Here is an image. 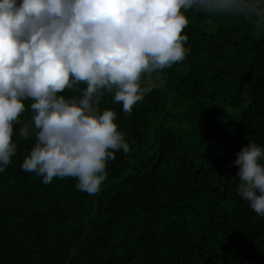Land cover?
<instances>
[{
    "label": "trees",
    "instance_id": "trees-1",
    "mask_svg": "<svg viewBox=\"0 0 264 264\" xmlns=\"http://www.w3.org/2000/svg\"><path fill=\"white\" fill-rule=\"evenodd\" d=\"M187 15L191 51L163 86L131 114L102 98L131 150L108 161L101 191L72 176L43 183L21 167L34 140L19 142L0 172V264H264V217L232 165L250 138L264 146V29Z\"/></svg>",
    "mask_w": 264,
    "mask_h": 264
},
{
    "label": "clouds",
    "instance_id": "clouds-1",
    "mask_svg": "<svg viewBox=\"0 0 264 264\" xmlns=\"http://www.w3.org/2000/svg\"><path fill=\"white\" fill-rule=\"evenodd\" d=\"M193 9L264 29V0H0V172L33 139L24 170L101 191L108 161L131 150L102 98L131 114L163 86L162 71L191 51L182 30ZM232 165L239 194L264 217V146L250 138Z\"/></svg>",
    "mask_w": 264,
    "mask_h": 264
}]
</instances>
